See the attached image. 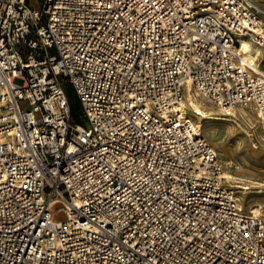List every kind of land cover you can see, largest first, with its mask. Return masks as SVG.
Returning a JSON list of instances; mask_svg holds the SVG:
<instances>
[{
  "label": "built area",
  "instance_id": "built-area-1",
  "mask_svg": "<svg viewBox=\"0 0 264 264\" xmlns=\"http://www.w3.org/2000/svg\"><path fill=\"white\" fill-rule=\"evenodd\" d=\"M256 0H0V264H264L185 103L264 128ZM80 114L73 118L71 95Z\"/></svg>",
  "mask_w": 264,
  "mask_h": 264
},
{
  "label": "rangeland",
  "instance_id": "rangeland-1",
  "mask_svg": "<svg viewBox=\"0 0 264 264\" xmlns=\"http://www.w3.org/2000/svg\"><path fill=\"white\" fill-rule=\"evenodd\" d=\"M259 2L264 5V0ZM262 21L264 25V14ZM255 43L261 47L256 63L264 69V45ZM197 95L212 116L225 114L223 116L227 118H200L187 107L189 115L201 125L205 137L216 149L228 183L238 194L240 204L249 210H253L250 205H254L264 211V128L255 110L237 106L227 114L217 103L199 93Z\"/></svg>",
  "mask_w": 264,
  "mask_h": 264
},
{
  "label": "bare ground",
  "instance_id": "bare-ground-1",
  "mask_svg": "<svg viewBox=\"0 0 264 264\" xmlns=\"http://www.w3.org/2000/svg\"><path fill=\"white\" fill-rule=\"evenodd\" d=\"M260 5H263L262 2H259L260 0H256ZM264 7V5H263ZM257 33H260L263 36V44L264 45V30L261 29H256ZM256 35L253 33L249 39H243L242 45H241V51L245 52L248 59H254L259 58L261 55V47L256 45ZM199 93V92H197ZM196 91H193L189 82L188 90L186 91V106L191 110L196 116L200 118H205V117H214L215 119H227L223 115L225 114H217L216 116H212L207 110H206V104H204L202 101L199 100L198 95ZM200 94V93H199ZM230 114V113H228ZM230 120V119H229ZM225 174V172H224ZM227 175V174H225ZM228 178V177H227ZM242 208L246 211H259L260 207H256L254 205H250V208L253 210H249L244 208L243 205H241Z\"/></svg>",
  "mask_w": 264,
  "mask_h": 264
},
{
  "label": "trees",
  "instance_id": "trees-1",
  "mask_svg": "<svg viewBox=\"0 0 264 264\" xmlns=\"http://www.w3.org/2000/svg\"><path fill=\"white\" fill-rule=\"evenodd\" d=\"M71 105H72V111H73V118L78 120L79 114H80V105H78L77 100L75 96L71 95Z\"/></svg>",
  "mask_w": 264,
  "mask_h": 264
}]
</instances>
